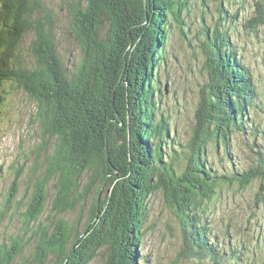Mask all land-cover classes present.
Here are the masks:
<instances>
[{"label": "trees", "instance_id": "trees-1", "mask_svg": "<svg viewBox=\"0 0 264 264\" xmlns=\"http://www.w3.org/2000/svg\"><path fill=\"white\" fill-rule=\"evenodd\" d=\"M188 1L67 4L80 56L67 70L44 0H0V103L6 95L4 84H13L12 89L34 102L43 140H54L52 152L43 157L46 169L38 171L30 200L19 213L24 227L0 243V264H89L95 257L102 264H138L146 200L156 192L162 193L180 224L181 253L207 264H239L241 250L248 248L240 245L237 252L242 238L230 234V229L240 231L235 217L225 214V239L218 240L211 229L213 209L223 200L230 203L243 197L253 185L254 208H264V115L258 120L247 113L258 97L249 68L241 63L227 31L219 34L215 28L213 37L205 36L201 48L208 91L200 90L182 154L174 149L163 154L168 124L162 118L154 120L157 108L152 91L145 88L152 90L145 78L153 76L157 63L166 61L159 53L170 19L183 33ZM252 1V16L243 28L258 36L261 30L264 34V0ZM104 21L110 28L102 34ZM208 28L212 27L204 23L202 34ZM29 34L32 39L27 43ZM232 145L252 157L241 171L232 159ZM209 146L216 153V166L207 160ZM50 183L54 192L50 213L57 215L73 212L76 205L83 210L97 188L82 229L79 219L72 223L51 218L52 229L39 223ZM16 185L14 181L6 192L7 206ZM253 226L254 238L248 237L264 248V227ZM253 255L248 264H259L261 258Z\"/></svg>", "mask_w": 264, "mask_h": 264}, {"label": "rangeland", "instance_id": "rangeland-1", "mask_svg": "<svg viewBox=\"0 0 264 264\" xmlns=\"http://www.w3.org/2000/svg\"><path fill=\"white\" fill-rule=\"evenodd\" d=\"M74 1L44 0L48 10L52 13L55 43L62 64L67 70L80 57L79 43L70 29L69 16L66 11L67 4ZM218 3L219 0H204L203 4L201 0H189L183 14V33L179 31L174 20L170 19L167 41L163 52L159 53V57L161 59L164 57L166 61L157 63L159 65L155 67L153 76L145 78L148 81H146L147 84L150 81L152 90H148L147 85L145 88L147 91H152V100L155 108H157L154 120H159V118L166 120L169 128L166 148L163 146L161 149L163 154H166L168 150L171 151V149L177 150L180 154L185 151L184 145L191 134L200 90L203 89L205 93L208 91V76L203 68L205 56L201 45L204 44L206 35L209 38L215 35L213 33L215 28L219 29V34L227 31L230 36V44L237 51L241 63L249 68L255 81L258 97L254 101L256 107L249 108L250 110L247 111L249 118L258 117L260 120L263 118L264 34L261 30L256 36L248 29L243 28V24L252 16L253 1L221 0L222 8H218ZM235 14L236 17H234ZM204 23L212 28H208L202 34ZM155 24V28L158 27V24ZM109 28V23L104 21L101 33L103 34ZM31 39L29 34L26 38L27 43ZM134 68L138 69L135 65ZM257 76L258 79L256 80ZM4 88L5 99L0 103V243L3 239H7L11 233H20L24 227L19 213L24 210L26 203L30 200L33 189L32 183L38 171L39 174L40 171H45L46 165L43 164V157L46 152L47 154L52 152L54 143L52 138L44 137V141L41 136L39 124L35 119L34 102L28 100L23 92L12 89L14 88L13 84L6 83ZM145 88L143 87V89ZM100 109L104 119L103 108ZM110 116L111 110H108L107 118ZM261 144L264 147V141H261ZM230 152L233 161L238 166H234V168L237 167L239 168L237 170L240 171L245 169L252 159L246 153H239L236 145L230 147ZM25 154H28V159ZM215 158L216 153L212 146H209L207 160L209 163L211 162L212 166L218 165ZM14 181L17 183L16 195L8 203L10 205L7 206L5 203L6 192ZM51 184L47 186V201L39 223L42 227L52 229L51 218L53 222L63 218L72 223L79 219L78 228L82 229L84 222L88 219V209L97 188L93 187L83 210L81 206L76 205L73 212L57 215L50 213L54 197ZM256 188L253 185L244 192L243 197L237 196L231 199L230 203H225L223 200L218 209H213L211 233L216 234L218 240L219 238H226L224 226L227 218L225 214L235 217L236 226L240 231L233 233L235 229H230V234H234L235 239H238L239 236L242 239L238 244V250L234 247V251L237 250L238 252L241 249L240 245L248 248L241 250L239 264L253 263V253L261 258L259 264H264V248L259 246V241L248 237L254 238L251 233L252 230H255L253 225L264 227V208L262 206L258 209L254 208L253 196ZM146 203L147 217L142 227L138 264H207L191 257L189 253H181V247H183L181 227L172 210L165 203L162 193L156 192L150 195ZM9 216L12 217L11 222L8 221ZM37 225L38 223L34 224L35 227ZM32 246L33 244L30 245V248ZM256 246L257 248H255ZM27 252L30 253V250ZM22 260L21 258L20 261L22 262ZM89 264H102V262L99 257H95Z\"/></svg>", "mask_w": 264, "mask_h": 264}]
</instances>
